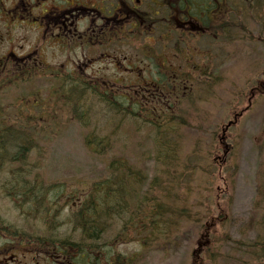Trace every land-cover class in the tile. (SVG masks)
<instances>
[{"label": "trees", "instance_id": "trees-1", "mask_svg": "<svg viewBox=\"0 0 264 264\" xmlns=\"http://www.w3.org/2000/svg\"><path fill=\"white\" fill-rule=\"evenodd\" d=\"M263 9L261 5L256 14L262 16ZM231 26L242 27L251 33L244 23L228 18H216L214 30L226 33ZM262 41L264 43V38ZM203 77L205 81L209 80L206 71ZM51 80L53 98L47 100L50 115L44 121L40 117L38 131L31 128L30 123L28 127H21L17 115L9 113L8 109H17V104L7 105L0 101V187L19 208L24 221L48 229L58 219L62 198L75 200L81 197L75 207L78 209L68 217L70 233L57 239L61 245L73 244L78 252H99L106 264H137L138 253L126 256L112 252L111 246L129 237L138 238L144 247H168L177 242L182 224L189 222L199 227L196 246L191 251L192 264L215 261L222 242L231 239L226 231H221L230 219L236 161L229 163L232 167L228 168L229 165H224L219 156L215 158L211 168L215 175L210 194L195 205L190 198L195 190L194 183L186 181L185 177L196 173L198 166L195 158L184 160L180 149V128L188 125L187 115H196L195 100L187 98L175 113L161 115L133 100L121 98L113 90H100L99 85L83 79L65 81L63 76L56 75ZM208 84L215 88L218 78L209 80ZM12 85L16 86L14 80H6L0 93L7 94ZM39 100L46 105L44 98L39 96ZM183 103L189 108H182ZM62 113L69 114L87 130L85 144L91 155L102 162L101 171L97 170L99 179L88 187L71 186L68 189L61 181H47L45 177L32 181L26 176L16 178L20 172L11 168L13 162L23 169L36 164L42 175L43 152L37 140L47 139L44 136L50 130L47 126ZM139 139L143 140L142 144L151 143L149 152H143L142 144L137 150L154 160L152 175L135 167L124 155ZM196 153L197 150L192 152ZM206 171L209 169L205 167ZM221 172L225 175L222 176ZM263 191L264 187L261 195ZM193 208L206 209L200 216ZM243 245L248 247L249 254L264 264V235L259 242L248 240Z\"/></svg>", "mask_w": 264, "mask_h": 264}, {"label": "rangeland", "instance_id": "rangeland-1", "mask_svg": "<svg viewBox=\"0 0 264 264\" xmlns=\"http://www.w3.org/2000/svg\"><path fill=\"white\" fill-rule=\"evenodd\" d=\"M228 5V17L236 22L244 23L251 33L242 27L231 26L229 32L225 33V35L228 34L227 38L223 34L183 38L190 59L199 68L201 84L199 91L195 94L196 115H187L188 125L180 128V149L184 160L195 158L194 162L198 166L196 173L185 177L186 181L194 183L195 190L190 198L195 205L199 199H207L210 194L212 179L215 175V171L211 168L215 158L219 156L224 165L236 161L230 219L225 229L221 231H226L231 239L222 242L223 245L218 248L219 253L215 261H207L205 264H261V261L249 254L248 247L243 244L248 240L259 241L264 235V229L260 227H246L248 216H253V209L261 208L259 206L264 207V191L261 195V189L264 187V95H261V92L264 93V43L262 41L264 9L261 11L262 16L256 14L261 5L264 7V0H228ZM189 64H191L190 61H185V66L191 68ZM185 66L183 64V69L177 71L183 73L190 70ZM204 71L208 73L209 80L214 81L215 77L218 78L215 88L213 84H208L209 80L205 81ZM119 72L120 70L110 68L102 69L100 73L111 77L120 76ZM105 84L115 88L114 90L123 96H129V99L132 96L141 97L146 102L141 85L127 82V80L122 83L105 81ZM256 84L259 85V89L256 88ZM181 85L184 87V84ZM47 90L48 88L43 86L42 94H46ZM209 90L212 91L209 92ZM16 93H18L16 89H10L6 103H11V100L17 96ZM248 107L249 110L243 112L237 123L222 135L224 126L229 120L234 119V114ZM23 108L21 107L22 110ZM182 108L189 107L183 103ZM52 123L54 125L49 128V132L45 135L43 132L47 139L42 137L41 140H37L43 152L42 175L36 164H30L23 169L13 162L14 165L11 168L20 172L19 176L15 175L18 176L16 178L23 179L21 177L26 176L29 181L38 177H45L47 181L66 180L67 185L74 187L80 186L81 183H78L80 181L83 187H88L91 182L99 179L97 170L101 171L102 162L96 160L85 146L84 134L87 130L80 127L78 122L73 121L67 113H62ZM221 139L229 145L231 156H225L223 153L224 146ZM142 143L143 140L139 139L135 146L129 147L125 154H121H124L135 167L152 175L155 171L154 160L144 155L149 152L151 143ZM140 144L143 146L144 153L137 150L141 148ZM195 150L197 153L192 154ZM205 167L209 171L204 172ZM231 167L229 165L228 168ZM25 170L30 173H24ZM221 174L225 175L223 172ZM205 209L193 208L200 216L204 214ZM263 214L264 211L259 216ZM0 217L22 224L25 236H41L40 242H44L42 238L45 234L58 239L67 236L71 230V225L64 223L68 220L67 210H64L60 211L58 219L53 223L55 225L60 222V225H49L48 229L37 227L40 233L34 234L30 228L35 223H26L14 202L4 197L1 191ZM198 232L197 225L184 222L177 242L168 247L166 245L144 247L138 238L126 237L123 241L120 240L111 246V251L127 255L138 253L137 264H192L191 251L196 246ZM38 247L50 252L55 249L42 245Z\"/></svg>", "mask_w": 264, "mask_h": 264}, {"label": "flooded vegetation", "instance_id": "flooded-vegetation-1", "mask_svg": "<svg viewBox=\"0 0 264 264\" xmlns=\"http://www.w3.org/2000/svg\"><path fill=\"white\" fill-rule=\"evenodd\" d=\"M227 1L0 0V69H16L33 86L54 75L152 85L144 98L155 102L165 97L163 86L182 80L183 38L199 35L201 22ZM110 68L120 76L100 73ZM38 245L22 233L0 231V264H100L99 252H50Z\"/></svg>", "mask_w": 264, "mask_h": 264}]
</instances>
